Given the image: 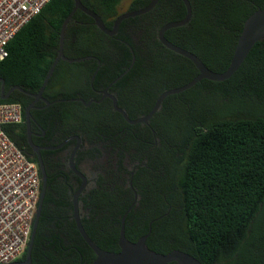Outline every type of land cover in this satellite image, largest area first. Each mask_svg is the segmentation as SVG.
Wrapping results in <instances>:
<instances>
[{
    "label": "trees",
    "instance_id": "1",
    "mask_svg": "<svg viewBox=\"0 0 264 264\" xmlns=\"http://www.w3.org/2000/svg\"><path fill=\"white\" fill-rule=\"evenodd\" d=\"M80 1L111 29L124 0ZM149 1L131 0L125 12L139 10ZM188 1L190 22L166 31L164 37L197 56L209 70L222 73L244 21L264 9V0ZM73 6V0H51L7 45L8 55L0 61L2 96L15 86L22 91L14 90L5 100L0 95V103L19 104L23 120L32 101L25 92L40 90L58 53L62 23ZM184 16L180 0H159L149 13L121 22L118 33L109 37L90 17L76 11L64 31L63 56L81 60L58 62L42 93L53 103L41 108L46 115L42 128L51 130L56 124L66 133H84L112 127L107 139L125 142V149L138 151L134 160L145 164L134 172L132 189L102 184L97 209H83L88 214L81 217V224L100 249L120 251L121 217L133 204L135 190L140 199L125 220L128 242L136 243L149 233L145 244L158 254L179 251L200 264H264V38L228 80H202L165 98L149 126L129 125L96 102L85 106L66 101L88 103L94 88L110 86L130 119L145 116L161 93L187 84L198 74L190 61L157 39L163 25ZM3 131L38 168L37 158L26 150L24 124L6 125ZM44 165L46 192L31 263L91 264L95 256L73 220L68 173L60 163ZM112 192L122 197L115 198Z\"/></svg>",
    "mask_w": 264,
    "mask_h": 264
},
{
    "label": "water",
    "instance_id": "2",
    "mask_svg": "<svg viewBox=\"0 0 264 264\" xmlns=\"http://www.w3.org/2000/svg\"><path fill=\"white\" fill-rule=\"evenodd\" d=\"M158 1L159 0H150L149 3L145 7L141 8L139 10L121 13L120 15H118L116 17V19L113 21L111 29H109L104 25L101 18L96 13H94L92 10L86 8L81 3L80 0H73V3H74L73 9H72L71 13L67 16V18L64 20V22L62 23V26H61V30H60V34H59V48H58L57 56H56L55 60L53 61L48 73L46 74V77L43 81V84H42L40 90L34 96L35 101L38 99L43 100L42 93H43L44 89L46 88L48 81H49L50 77L52 76V74H53V72H54V70H55V68H56V66L60 60H63V61L68 62V63L78 62L81 60V59L69 60L63 56L64 31H65L67 24L70 22L73 14L76 11L79 10L82 13H84L85 15H87L88 17H90L93 20L95 26L103 34H105L109 37H112L118 33L119 26H120L121 22H123L124 20H127L129 18L139 17V16H142V15L149 13L151 10L154 9V7L158 3ZM180 1L183 3V5L185 7L184 18L180 21L169 22V23H166L165 25H163L157 32V39L161 43V45L164 46L167 50L187 59L188 61H190L194 65V67L196 68L198 74L196 77H194L187 84H185L181 87H178V88H174V89L164 91L163 93H161L158 96V98L156 99L151 110L145 116H142V117L135 119V120L130 119L128 117V115L126 114V112L123 109H121L120 107H118L117 100L111 94H109L106 90H104L102 92L103 97H107L112 101L113 110L116 113H118L122 117V119L129 125L142 124V125L149 126V121L154 117V115L157 112L160 111L161 105H162L165 98H167L168 96L178 95L180 93H183V92L189 90L190 88H192L193 86H195L197 83H199L202 80H208V81H212V82H224V81L228 80L241 67V65L245 61L246 57L248 56L249 52L251 51L252 47L255 45V43L264 38V9H259V10L255 11L253 14H251L244 21V23L242 25V29L240 31V34L238 36V39H237V42H236V45H235V48H234V51L232 54V58L230 60L228 68L222 73L213 72V71L209 70L197 56H195L194 54L172 44L171 42H169L164 37V34L166 31H168L170 29H174V28L183 27V26L187 25L191 20L192 10H191V5H190L189 1L188 0H180ZM132 62H134V60ZM129 69L130 68L125 70V72L122 73L119 77H117V79L115 81H117L123 75H125ZM96 72H97V70L94 72L93 76L91 77V80H90L91 86H92L94 77L96 75ZM15 89L22 91L19 87L15 86L12 89H10V91L8 92V94L6 96H2V94H3V82L0 80V95H1L2 100H5L8 97V95ZM66 101H77V102L82 103L85 106L90 105L92 102H96V101H89L88 103H85L81 99H69ZM56 102H58V101H56ZM33 103H31L24 111L27 129L29 128L30 109L33 107ZM28 141H29L31 148L39 154L38 148L31 142L30 135L28 136ZM73 156H74V154H72V156L70 158L69 168H70L71 172L74 173L76 176H78L82 181V185L79 187V189L74 193V195L72 197L73 220H74V223H75V226H76V229H77L79 235L83 239L86 246L93 252V254L95 256V259L93 260V262L91 264H200L199 261H197L193 257H191L187 254H184L182 252H179V251H172L167 255H162V254H158V253L150 251L145 244L149 233L142 236L140 239H138V241L136 243L128 242L125 238L124 227H125L126 217H127L128 213L131 211L133 204L131 205V207H129L125 211V213L121 217V225H120V231H119V237H118V247H119L120 251L118 253H113V252H107V251L100 249L89 238V236L87 235V233L85 232V230L81 224V217H80L79 209H78V197L81 194L82 190L84 189L86 181H85V177L81 173H79L78 170L76 169L74 161H73ZM38 166H39L38 170L40 172V177H41V189H40L39 200H38L36 213H35V217H34V221H33V225H32L30 239L28 242V246L26 248L25 259L22 262V264H32L31 263V250H32V246H33L35 233H36L38 219H39L40 213H41V207H42L44 195L46 192L47 174H46V171L44 169L43 163H42V161H40V159H39ZM149 232H150V225H149Z\"/></svg>",
    "mask_w": 264,
    "mask_h": 264
},
{
    "label": "flooded vegetation",
    "instance_id": "3",
    "mask_svg": "<svg viewBox=\"0 0 264 264\" xmlns=\"http://www.w3.org/2000/svg\"><path fill=\"white\" fill-rule=\"evenodd\" d=\"M109 87L106 89L94 88V98L92 97L91 101H96V103L102 107H109L112 112H115L113 110L112 101L107 97H103L102 93L106 90L117 100L118 104L117 94L112 92ZM37 93L32 94L25 92L26 96L32 99L31 103L34 102L33 107L30 109V111L32 110L33 112L30 113L29 116V128L27 129L26 127L25 116L21 123L25 126L24 136L26 150L32 157L37 158L38 163L39 159L42 161L44 169V163L49 166L53 165L54 167H57L60 163L65 167V171L68 173L69 177L68 184L73 191L72 197L82 185L81 179L72 173L69 168L70 158L72 154H74L73 161L75 167L78 172L85 177L86 181L85 187L78 197L80 217L88 214V212L83 209H97V194L100 190L98 188H100L102 184L109 186L111 189H117V187L121 189H132L131 181L134 172L139 166L145 165L144 162L139 163L138 160H134L135 153H138V151L134 149H125V142L119 143V139H107L106 135H110L113 130L112 127L108 126L100 127L97 131L94 128H91L84 133H80V131L66 133V130L62 131L63 128L57 127L56 124H54L51 130H49L48 127L43 129L42 127L45 124L46 115L41 114V108L44 109V107H50L53 103L48 102L43 97V100L38 99L35 101L34 96ZM42 102L45 106H41ZM55 102L56 101H54V103ZM30 104H28V106ZM138 105L139 104L136 103L135 107H138ZM118 107L120 106L118 105ZM47 112L48 111H44V113ZM100 130H103L105 134H101ZM76 132L80 134H77ZM29 135L31 142L38 148L39 154L31 148L28 141ZM101 137L104 139L102 138L103 140H101ZM127 172L129 174H127ZM101 180L104 182H101ZM96 190L97 193L94 192ZM112 193L115 198L118 197L120 199L122 197V195L119 194L120 192ZM133 193V205H135V203L139 202L140 195L135 190H133ZM23 261L24 260L16 261L15 263L22 264Z\"/></svg>",
    "mask_w": 264,
    "mask_h": 264
},
{
    "label": "built area",
    "instance_id": "4",
    "mask_svg": "<svg viewBox=\"0 0 264 264\" xmlns=\"http://www.w3.org/2000/svg\"><path fill=\"white\" fill-rule=\"evenodd\" d=\"M50 1L0 0V61L13 37ZM22 122L19 104L0 103V264H14L25 253L40 195L36 164L3 131Z\"/></svg>",
    "mask_w": 264,
    "mask_h": 264
},
{
    "label": "rangeland",
    "instance_id": "5",
    "mask_svg": "<svg viewBox=\"0 0 264 264\" xmlns=\"http://www.w3.org/2000/svg\"><path fill=\"white\" fill-rule=\"evenodd\" d=\"M130 2H131V0H124V1L121 3L118 12H119V13H123V12H125V11L127 10V7H128V5H129Z\"/></svg>",
    "mask_w": 264,
    "mask_h": 264
},
{
    "label": "clouds",
    "instance_id": "6",
    "mask_svg": "<svg viewBox=\"0 0 264 264\" xmlns=\"http://www.w3.org/2000/svg\"><path fill=\"white\" fill-rule=\"evenodd\" d=\"M41 189V188H40Z\"/></svg>",
    "mask_w": 264,
    "mask_h": 264
}]
</instances>
